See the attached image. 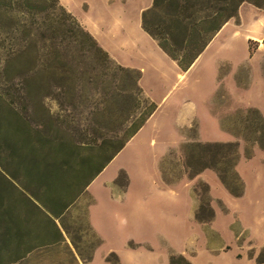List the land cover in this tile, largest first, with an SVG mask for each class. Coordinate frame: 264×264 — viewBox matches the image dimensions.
Returning a JSON list of instances; mask_svg holds the SVG:
<instances>
[{
    "label": "rangeland",
    "instance_id": "obj_1",
    "mask_svg": "<svg viewBox=\"0 0 264 264\" xmlns=\"http://www.w3.org/2000/svg\"><path fill=\"white\" fill-rule=\"evenodd\" d=\"M23 1L0 0V95L9 106L0 112L1 161L12 175L26 174L24 164L35 151L54 157L58 142H126L129 127L154 99L149 92L159 107L55 221L62 241L48 236L45 219H29V210L0 184V202L33 238L18 251L0 238V264H264V178L245 181L237 170L255 151L264 152L262 114L241 107L221 88L211 94V86L204 87L199 108L188 112L184 99L197 89L191 85L176 97L179 73L142 29V14L153 0H41L34 10ZM193 1L202 17L210 4ZM247 48L261 81L264 41L235 53L246 56ZM15 54L23 55L4 73ZM162 60L164 72L162 65L150 66ZM139 69L148 72L135 92ZM247 70L225 64L220 77L232 73L240 91ZM130 95L144 100L134 112ZM253 99L264 106L261 89ZM196 144L233 145L236 166H219V175L206 165L221 151ZM257 169L264 173V156Z\"/></svg>",
    "mask_w": 264,
    "mask_h": 264
},
{
    "label": "trees",
    "instance_id": "obj_2",
    "mask_svg": "<svg viewBox=\"0 0 264 264\" xmlns=\"http://www.w3.org/2000/svg\"><path fill=\"white\" fill-rule=\"evenodd\" d=\"M206 1L210 5L202 17L200 11L195 9L193 0H153L152 6L142 14L143 31L183 72H187L191 68L228 21L237 19L238 10L242 4L247 3L264 12V0ZM35 3L42 4L44 2L41 0L23 1L27 10H34L33 5ZM96 50L107 56L101 48ZM22 55H10L9 60L6 61L4 73L8 74L13 64ZM134 74L136 75L134 91L138 92L137 83L140 73L134 71ZM130 99H134L132 112L135 108L136 110L139 108L140 101H144L138 97L133 98L131 95ZM4 108L9 109V106L0 95L1 113ZM156 109V105L149 101L144 113L129 127L126 142L143 128ZM11 112L15 119L20 122L19 114L13 110ZM260 121L264 123L262 117H260ZM2 131V124H0V142H3ZM126 142L103 140L91 147L58 142L55 144V151L53 152L55 158L49 157L43 150L35 151L34 157H30V161L24 164L26 174L21 177L12 175L3 165L4 158L2 156L4 152L0 146V184L5 186L12 195L14 194L15 201L23 204L29 210V219L31 217L45 219L49 231L48 236L54 238L55 242H59L63 240V235L55 221L65 213L114 157L122 151ZM110 146H113L111 150ZM195 147L206 151H221L220 155L210 159L209 165H206V159L201 160L199 158L201 162H206V164L203 163L204 165L219 175V166L229 164L232 165V168L236 166V160L233 159L235 152L233 153V145L231 144H196ZM40 158L41 160H39ZM13 213L12 209L6 208L0 202V238L4 247L10 246L18 251L27 240L31 242L33 238L30 234L22 231L21 223ZM30 250H32L31 247L23 253H29ZM3 252V249H0V256L3 255ZM182 262L187 264L184 259ZM170 264H175L174 260Z\"/></svg>",
    "mask_w": 264,
    "mask_h": 264
},
{
    "label": "crops",
    "instance_id": "obj_3",
    "mask_svg": "<svg viewBox=\"0 0 264 264\" xmlns=\"http://www.w3.org/2000/svg\"><path fill=\"white\" fill-rule=\"evenodd\" d=\"M256 10L261 11L247 3L242 4L238 10L237 19H232L237 20L238 24L236 26H232L230 25L232 20L228 21L223 26V28L215 35V37L209 43L205 51L198 57V59L187 72L181 71L177 67L175 62L169 59L157 47L158 50L162 54H164L168 58V60L173 64L176 73H179V79H176V81L178 82V86L176 87L178 95H176V97H179V95L183 96V94L185 95L186 90H188L191 85H194V87L197 89H194L192 96H189L188 99H184L185 101L187 100V102L183 103H188V112L199 108L204 99V87L211 86L213 89L211 94H214L218 89L221 88L225 90V92L233 100H235L236 103L241 104V107L256 108L262 114L261 116L264 118V106L260 104L258 100L253 99V96L259 89H261L264 93V79L258 81L256 78L257 69L255 65L249 62L248 59L249 46L246 49V56L235 53L236 49H238L239 47H244L250 42L253 44H260L262 41H264V15L257 14ZM233 30H236V32L238 31V37H236V33H234ZM259 50L260 49L258 48L257 51ZM163 62L165 63V61L163 60L162 63L152 62L150 63V66L158 68L162 65L163 68L158 69L160 70V72H164L163 69L167 67V65ZM245 63L246 65H244ZM225 64H229L231 68H236L241 65L246 66L248 68L249 72L246 83L240 91L237 87L235 79L232 76V73H227L226 75L220 77V67ZM138 72L140 73L138 83H140L144 75L148 72V70L145 71V69H139ZM259 85L261 87H258ZM163 90L166 91V93H173V91H171L172 89L167 90V87H164ZM149 93L152 95V97H154V99L149 100L156 105V113L159 107V103L155 101V97H157L156 93ZM171 95L170 98H173V96H175V94ZM176 97L174 98L176 99ZM191 117L193 118V115ZM147 122L143 126V128L138 132V134H140L145 129ZM227 141L229 140H219V142ZM263 154V151L257 150L254 152V156L252 158L239 162L237 170L240 176L245 181L253 179L255 180L257 177L264 178V173H258L257 169L258 160L259 158L264 156ZM243 168L249 169V171L247 173H244ZM247 195L248 193L247 191H245L243 197H247Z\"/></svg>",
    "mask_w": 264,
    "mask_h": 264
}]
</instances>
